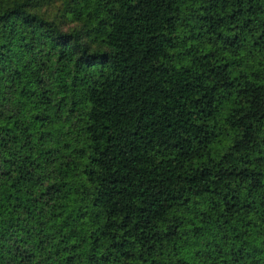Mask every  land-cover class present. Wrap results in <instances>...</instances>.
<instances>
[{
    "label": "trees",
    "instance_id": "trees-1",
    "mask_svg": "<svg viewBox=\"0 0 264 264\" xmlns=\"http://www.w3.org/2000/svg\"><path fill=\"white\" fill-rule=\"evenodd\" d=\"M0 264H264V0H0Z\"/></svg>",
    "mask_w": 264,
    "mask_h": 264
}]
</instances>
